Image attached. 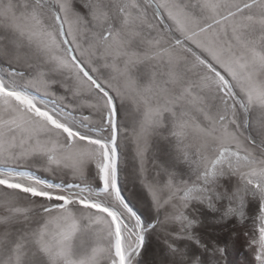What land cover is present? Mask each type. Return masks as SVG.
<instances>
[{
  "label": "snow or ice",
  "instance_id": "1",
  "mask_svg": "<svg viewBox=\"0 0 264 264\" xmlns=\"http://www.w3.org/2000/svg\"><path fill=\"white\" fill-rule=\"evenodd\" d=\"M0 264H264V0H0Z\"/></svg>",
  "mask_w": 264,
  "mask_h": 264
},
{
  "label": "rangeland",
  "instance_id": "2",
  "mask_svg": "<svg viewBox=\"0 0 264 264\" xmlns=\"http://www.w3.org/2000/svg\"><path fill=\"white\" fill-rule=\"evenodd\" d=\"M238 259H240L242 261L244 259V256L242 255V256L238 257Z\"/></svg>",
  "mask_w": 264,
  "mask_h": 264
}]
</instances>
